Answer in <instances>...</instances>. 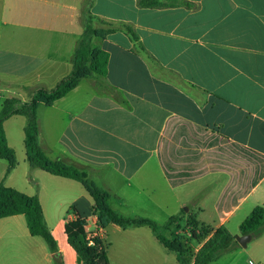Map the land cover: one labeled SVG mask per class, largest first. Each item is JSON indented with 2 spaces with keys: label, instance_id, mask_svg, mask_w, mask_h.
Segmentation results:
<instances>
[{
  "label": "crops",
  "instance_id": "0c3cea01",
  "mask_svg": "<svg viewBox=\"0 0 264 264\" xmlns=\"http://www.w3.org/2000/svg\"><path fill=\"white\" fill-rule=\"evenodd\" d=\"M183 1L0 0V91L51 89L69 74L89 13L118 28L92 41L109 53L107 75L86 77L39 106V143L51 159L77 166L109 191L112 208L157 225L98 228L82 183L44 170L37 195L74 264L64 226L77 215L57 213L55 220L46 203L74 207L88 234L101 230L110 264H179L157 239L158 225L195 217L212 229L208 239L219 227L233 234L264 207V0ZM124 25L154 61L134 50ZM1 159L5 183L11 173L5 177ZM41 238L23 214L1 218L0 264H39L38 256L52 264Z\"/></svg>",
  "mask_w": 264,
  "mask_h": 264
},
{
  "label": "trees",
  "instance_id": "16d2710c",
  "mask_svg": "<svg viewBox=\"0 0 264 264\" xmlns=\"http://www.w3.org/2000/svg\"><path fill=\"white\" fill-rule=\"evenodd\" d=\"M183 0H138L142 7H168L180 3ZM134 42V50L142 54L148 61H154V57L139 42V37L129 25L120 28ZM118 30L111 23L102 20L89 13L84 22V30L75 48L72 69L69 74L61 78L51 88L39 87L30 92V99L21 102L17 97L6 98L0 107V158L7 160L8 167L5 177L17 166L16 151L8 143L5 122L14 115L27 116V123L24 127V144L26 148L27 161L33 168H41L49 173L71 178L82 183L88 194L93 199L92 213L97 217L98 228H106L110 224H117L123 228L140 225L156 227V221L141 216H126L110 206L111 193L98 187L80 168L73 164L66 163L60 159H51L39 143V120L38 108L41 104L51 105L56 100L64 97L73 90L84 78L89 76L108 73L109 53L100 47H94L93 38H106ZM75 219H69L65 223V232L69 244L76 250L81 264H110L108 259V246L104 237L92 238V243L86 231V219L76 209ZM23 214L26 217L27 225L33 236L42 237L50 250L57 264H64L63 255L59 249L58 242L49 228L40 198L37 194L30 195L14 187L6 186L4 180L0 183V220L3 217ZM198 234L193 230L192 238L198 241L205 240L212 229L200 224L191 217ZM181 219L180 215L171 217L164 226L169 228L176 221ZM264 228V207L256 206L250 215L240 225L241 234H252L253 236L260 229ZM159 242L171 252H175L179 264H210L218 259L221 252L238 246L236 236L231 234L225 227L217 228L212 235L206 239L198 251L193 252L192 247L178 239H170L166 235L158 234Z\"/></svg>",
  "mask_w": 264,
  "mask_h": 264
},
{
  "label": "rangeland",
  "instance_id": "374dc122",
  "mask_svg": "<svg viewBox=\"0 0 264 264\" xmlns=\"http://www.w3.org/2000/svg\"><path fill=\"white\" fill-rule=\"evenodd\" d=\"M30 93L25 90L21 89H11L7 92L0 91V107L1 103L9 97H17L23 101H29ZM45 106H41L40 108V118L42 120L43 112L42 110ZM39 120V118H38ZM27 123V116L25 115H14L10 119L5 122V129L9 144L13 147L16 151L17 157V166L11 172V175L7 177L5 184L11 185L18 190H21L25 193L30 194L38 193L42 184V175L45 174L44 170L40 168H32L27 161L26 158V148L24 144V127ZM40 127V125H39ZM2 165H8L7 160L1 159ZM44 173V174H43ZM46 208L49 210L50 214H55V220L60 217H65L67 212H72V208L67 204H61L59 207L57 205H53L51 203H46ZM186 208V207H185ZM57 213H59L57 215ZM50 215H48L49 217ZM50 219V217H49ZM173 225V224H172ZM176 228L167 229L161 225L157 226V230L159 233L166 235L169 238L178 239L185 243L187 247H192L193 252H195V248L200 245L203 241H198L192 238L193 230L196 231V235L198 234V230L194 226V222L192 218L185 217L181 218L174 223ZM231 232L239 236L241 235L240 230L233 228ZM264 228L258 230L256 234L252 237L250 241H248L247 246H242L238 243V246L235 248L226 250L221 252L218 259L214 261L212 264H250V260H254L257 264H264ZM59 238V233L56 235ZM42 239V238H41ZM43 240V239H42ZM44 241V240H43ZM45 245L48 247L46 242L44 241ZM49 249V248H48ZM50 251V250H49ZM76 251V250H74ZM77 262L76 264H81L80 259L78 257L77 252ZM52 264H57L56 260L53 257V253L51 254ZM39 264H45V260L42 256H38ZM64 264H74V260L69 261V256L63 254ZM110 262V261H109Z\"/></svg>",
  "mask_w": 264,
  "mask_h": 264
},
{
  "label": "water",
  "instance_id": "95a60500",
  "mask_svg": "<svg viewBox=\"0 0 264 264\" xmlns=\"http://www.w3.org/2000/svg\"><path fill=\"white\" fill-rule=\"evenodd\" d=\"M252 237V234H241L239 236H236V240L240 245L247 246L248 241H250Z\"/></svg>",
  "mask_w": 264,
  "mask_h": 264
},
{
  "label": "built area",
  "instance_id": "2783aa9c",
  "mask_svg": "<svg viewBox=\"0 0 264 264\" xmlns=\"http://www.w3.org/2000/svg\"><path fill=\"white\" fill-rule=\"evenodd\" d=\"M100 232H101V230L88 234V238L91 240L90 243H92V238H94L96 236H100V234H99ZM250 264H257V263L254 260H250Z\"/></svg>",
  "mask_w": 264,
  "mask_h": 264
}]
</instances>
